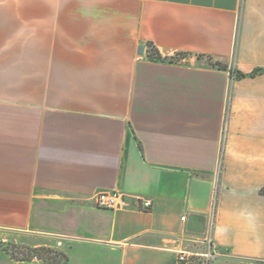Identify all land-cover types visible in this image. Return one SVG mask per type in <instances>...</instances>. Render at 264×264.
Listing matches in <instances>:
<instances>
[{
    "label": "crops",
    "instance_id": "1",
    "mask_svg": "<svg viewBox=\"0 0 264 264\" xmlns=\"http://www.w3.org/2000/svg\"><path fill=\"white\" fill-rule=\"evenodd\" d=\"M262 189L264 0H0V234L63 264L209 242L210 264H264Z\"/></svg>",
    "mask_w": 264,
    "mask_h": 264
},
{
    "label": "rangeland",
    "instance_id": "2",
    "mask_svg": "<svg viewBox=\"0 0 264 264\" xmlns=\"http://www.w3.org/2000/svg\"><path fill=\"white\" fill-rule=\"evenodd\" d=\"M39 244H42V242L36 241L30 237H20L17 235H9V234H0V251L9 255L12 259L16 261H24L29 262L32 264H52L53 261H59L62 259L59 255L55 253H44V260L37 258L35 248H40L44 246H38ZM54 247H48L51 248L54 251L60 252L58 250L57 243H52ZM199 250H193V252H196ZM205 254L208 253V249H205L203 251ZM194 261H200V264H210L212 261L208 260L207 258H192ZM198 263V262H197Z\"/></svg>",
    "mask_w": 264,
    "mask_h": 264
},
{
    "label": "built area",
    "instance_id": "3",
    "mask_svg": "<svg viewBox=\"0 0 264 264\" xmlns=\"http://www.w3.org/2000/svg\"><path fill=\"white\" fill-rule=\"evenodd\" d=\"M95 203V206L100 209L109 210V211H122L131 209V197L120 191H100L93 196L92 199ZM140 201L141 210L149 211L152 207V201L149 199H137ZM193 257L196 255L192 254L189 251L181 250L179 252L178 264H192ZM203 257L208 260H215L216 254L214 252L212 243L209 242L208 253L204 254Z\"/></svg>",
    "mask_w": 264,
    "mask_h": 264
},
{
    "label": "trees",
    "instance_id": "4",
    "mask_svg": "<svg viewBox=\"0 0 264 264\" xmlns=\"http://www.w3.org/2000/svg\"><path fill=\"white\" fill-rule=\"evenodd\" d=\"M149 49H150L149 50V56H150L151 59H154V60H161L162 59L160 53L158 52V50L153 45H149ZM220 66L222 68H226L225 65H220ZM254 74H256V73H254ZM236 75L239 78H243V77L246 76L245 74L240 73V72L236 73ZM261 192L264 194V189H262ZM34 250L36 252V255L35 256L37 258H39V259H42V260H44V253L45 252H47V253H55V254L59 255L60 257H62V259H60L59 261H56V262L53 261L52 264H63V263H66L68 261V257L64 253L54 251L51 248L40 247V248H35Z\"/></svg>",
    "mask_w": 264,
    "mask_h": 264
}]
</instances>
